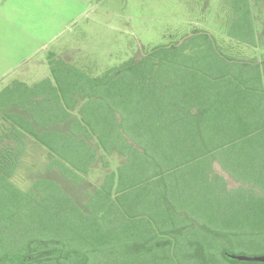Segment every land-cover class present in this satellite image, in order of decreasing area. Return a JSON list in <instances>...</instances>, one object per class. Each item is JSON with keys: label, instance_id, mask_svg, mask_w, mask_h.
I'll return each mask as SVG.
<instances>
[{"label": "trees", "instance_id": "obj_1", "mask_svg": "<svg viewBox=\"0 0 264 264\" xmlns=\"http://www.w3.org/2000/svg\"><path fill=\"white\" fill-rule=\"evenodd\" d=\"M229 2L232 20L227 36L254 46L253 5H260L264 0ZM229 59L216 38L197 29L169 47L156 46L142 58H130L102 76L87 75L62 59L53 60L50 80L58 99L66 101L73 96V106H68L72 110L79 109L78 104L83 103L78 110L79 123L89 129L90 135L73 133V136L91 138L96 135L95 119L100 99L108 102L111 115H120L121 135H128L137 148L130 151L128 163L107 178L105 184H110L111 188L118 180L115 191L102 187L91 193L85 208L78 207L75 198L54 182L37 181L27 193L16 187L10 180L21 152L11 150L9 146L1 148L0 163H6L0 164V201L27 212L34 228L28 227V231L34 233L28 242H31L30 246L14 250L16 257L8 260L7 252H2L0 264H99L107 256L114 262L108 260L109 264H138L143 261L141 256L144 254L145 264H220L214 253L207 251V243L212 246L224 240L226 243L264 244V146L257 152L247 151L249 157L260 159L261 165L255 166L250 160L248 164L222 166L239 183L260 190L261 197L248 188L221 196L220 192L226 193V188L221 190L220 187L225 182L217 175L214 164L160 158L163 148L174 141L172 129L177 123L183 124V118H177L181 99L177 95L168 102L176 105L175 112L168 117L162 109V103L166 104L168 100L163 91L164 76L210 79L212 64ZM165 85L181 93L179 81ZM187 94L186 99L192 102L194 94L188 91ZM2 96L4 94L0 93V100ZM121 96L122 106L119 107L116 100ZM165 121L170 128L160 126ZM147 137L153 139L152 143L148 139L146 144L143 143ZM39 140L54 153L42 139ZM237 142L264 145V133L247 134L235 144ZM78 150V156L82 153L91 156L87 166L73 155L71 158L60 153L55 156L66 162L71 170L84 174L93 165L96 153L92 147ZM209 174L211 178H205ZM36 190L45 197L42 202L37 200L40 203L36 201V194L39 195ZM207 219L213 227L194 226L195 222L202 224ZM8 227L10 232L14 231L18 227L16 220ZM197 228L204 234L212 233V229L215 232L208 233L211 237L205 242L207 236L199 235ZM172 238L175 242L170 240ZM222 257L232 259L226 249H222Z\"/></svg>", "mask_w": 264, "mask_h": 264}, {"label": "crops", "instance_id": "obj_2", "mask_svg": "<svg viewBox=\"0 0 264 264\" xmlns=\"http://www.w3.org/2000/svg\"><path fill=\"white\" fill-rule=\"evenodd\" d=\"M253 10L256 27L253 33L254 46L226 37L227 30L223 36L218 33L221 39H216L223 44L220 49L230 59L227 62H214L210 69V79L164 76L165 84L179 81L181 93L172 91L170 85L167 87L164 84L163 91L168 100L166 104L162 103V109H165L168 117L171 112H175L176 105H170L168 102L177 95L181 98L177 107V118H183V124L177 123L175 130L172 129L175 131L174 141L168 142L172 145L163 148L160 158L214 164L217 175L225 182L220 185L221 190L226 188V193L220 192L221 196L241 188L253 190L257 197L262 194L258 189L239 183L222 167L228 164H248L250 160L255 166L261 165L260 159L249 155L251 151L262 150L264 145L252 142L235 144L241 136L264 133V3L259 6L254 4ZM51 54L50 58L64 60L67 53H64V57L63 53ZM68 60L64 62L70 64ZM84 67L78 69L85 72ZM49 70L51 71V68ZM51 77L49 74L34 78L31 82L20 78L1 88L0 93L4 96L0 100V149L9 146L11 150L22 153L10 180L12 184L16 185L17 175L22 173L24 184L28 186L34 185L39 176L44 179L58 178L68 192L81 202L79 193L89 199L91 193L102 187L110 189L111 185L105 184L107 178L128 163L129 154H132L137 146L128 135H121L120 115H111V111L107 109L110 108L107 106L108 102L100 99L97 102L95 119L96 135L91 138H75L73 133L90 135L89 129L79 123L78 110L83 103L78 104L77 110L68 109V106H73V96L66 98V101L58 99L57 93L53 91L55 86L50 80ZM187 91L194 94L192 102L186 99L189 97ZM116 101L119 107L122 106V96ZM160 126L170 128L166 121ZM39 138L52 148L54 153L47 150ZM147 139L152 143L153 139L147 137L144 144ZM228 141L233 143L228 144ZM87 147L94 148L96 155L93 165L85 175L71 170L66 166V162L55 156L60 153L71 158L73 155L79 163L87 166L91 156L83 153L77 155L78 149ZM25 156L30 157L31 162L24 159ZM4 163L6 161H1L0 164ZM24 168L29 171L21 172ZM205 178H211L210 174ZM231 181L234 184H231ZM117 183L116 179L112 191H115ZM208 220L202 224L195 222L194 226L213 227Z\"/></svg>", "mask_w": 264, "mask_h": 264}, {"label": "rangeland", "instance_id": "obj_3", "mask_svg": "<svg viewBox=\"0 0 264 264\" xmlns=\"http://www.w3.org/2000/svg\"><path fill=\"white\" fill-rule=\"evenodd\" d=\"M231 20L229 0H0V91L20 78L31 82L51 74L50 64L55 60L50 58L53 52L67 53L63 57L64 61L71 58L69 65L81 69L85 66V74L101 76L130 58H142L156 46L169 47L193 30H203L221 39L220 35L226 34ZM219 45L223 44L219 41ZM24 159L31 162L30 157ZM42 179L56 183L70 194L58 178L39 176L37 181ZM15 181L26 193L34 186L24 184L23 173L18 174ZM79 195L81 202L74 200L78 207L85 208L90 198H84L82 193ZM36 197L40 202L45 198L40 192ZM14 206L9 202L3 205L0 201V254L7 252L8 260L17 256L15 249L30 246L28 242L34 233L28 231V227L34 229L28 213ZM15 220L16 226L23 228L17 227L10 232L8 225ZM208 233L199 232L207 236L205 242L211 237ZM170 240L175 242L173 238ZM206 249L214 253L220 264H259L224 259L222 249L232 256H264V244L257 243L221 240L212 246L207 243ZM144 255L138 264H145ZM108 260L113 262L107 256L98 263L109 264Z\"/></svg>", "mask_w": 264, "mask_h": 264}, {"label": "water", "instance_id": "obj_4", "mask_svg": "<svg viewBox=\"0 0 264 264\" xmlns=\"http://www.w3.org/2000/svg\"><path fill=\"white\" fill-rule=\"evenodd\" d=\"M230 257L233 260H238V261H241V262L249 261V262H261V263H264V256L255 257V258H249V257H245V256H232V255H230Z\"/></svg>", "mask_w": 264, "mask_h": 264}]
</instances>
